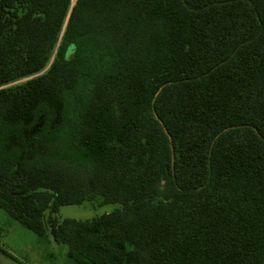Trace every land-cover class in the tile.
Instances as JSON below:
<instances>
[{
    "label": "trees",
    "instance_id": "obj_1",
    "mask_svg": "<svg viewBox=\"0 0 264 264\" xmlns=\"http://www.w3.org/2000/svg\"><path fill=\"white\" fill-rule=\"evenodd\" d=\"M0 210L76 264H264V0H0Z\"/></svg>",
    "mask_w": 264,
    "mask_h": 264
},
{
    "label": "rangeland",
    "instance_id": "obj_2",
    "mask_svg": "<svg viewBox=\"0 0 264 264\" xmlns=\"http://www.w3.org/2000/svg\"><path fill=\"white\" fill-rule=\"evenodd\" d=\"M41 134L40 124H36L31 129L22 132L19 137L10 138L6 149L16 154L24 149L27 156L32 157L41 150L48 148L53 150V147L57 149L61 146L58 140H63L62 133L48 140L51 142L48 144L45 143L47 139L40 137ZM117 208L119 204L101 203L100 197L90 194L89 198L79 205L61 206L58 212L52 214L51 217L58 222L64 218L87 220ZM48 217L49 213L46 211L43 222L47 236L42 237L21 226L0 210V264H76L68 257V247L52 238ZM103 238L120 254L132 249V245L120 241L110 229L103 232ZM3 250L6 253L2 252Z\"/></svg>",
    "mask_w": 264,
    "mask_h": 264
},
{
    "label": "water",
    "instance_id": "obj_3",
    "mask_svg": "<svg viewBox=\"0 0 264 264\" xmlns=\"http://www.w3.org/2000/svg\"><path fill=\"white\" fill-rule=\"evenodd\" d=\"M71 56V51L68 52V57Z\"/></svg>",
    "mask_w": 264,
    "mask_h": 264
}]
</instances>
